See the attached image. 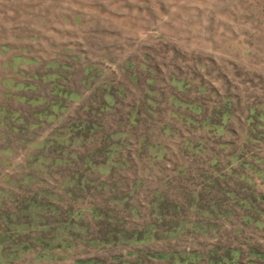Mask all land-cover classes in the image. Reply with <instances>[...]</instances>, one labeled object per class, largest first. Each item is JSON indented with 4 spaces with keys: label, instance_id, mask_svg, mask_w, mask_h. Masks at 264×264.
<instances>
[{
    "label": "rangeland",
    "instance_id": "1",
    "mask_svg": "<svg viewBox=\"0 0 264 264\" xmlns=\"http://www.w3.org/2000/svg\"><path fill=\"white\" fill-rule=\"evenodd\" d=\"M53 64L69 67L71 77L64 84L83 94L82 98L67 102L59 124L29 129L35 100L38 96L48 97L50 80L60 81L46 77L54 72ZM60 74L66 77L65 72ZM21 83H31L35 90L17 92ZM102 89L124 90L119 98L124 106L146 105L152 109L148 118L153 121L147 123L152 124L148 128L150 142L166 150L150 148V154H143L137 152L133 139L121 153L129 162L123 164L119 178L130 191L138 186L128 197L133 196L131 204L139 208L136 213L140 216L117 210L107 195L89 197L86 203L115 209L117 220L125 218L122 228L132 230L152 221L148 202L156 192V196L164 193L168 200L184 206L190 196L200 195V207L207 206L205 210L195 213L183 207L191 222L187 226L190 229L195 225L196 232L166 241L106 245L101 238L91 242L103 228L100 221L88 215L85 224L89 236L79 241L69 239L73 243L65 250L41 253L36 248L9 264H78L90 259L103 264H167L153 255L206 253L213 247L240 248L244 252L241 264H248L256 261L245 256L249 248L264 254V183L231 184L230 172L226 171L233 153L245 151L249 157H264V138L256 135L264 134V118L257 128V122L252 121L264 110V0H0V213L14 212L38 189L49 191L50 198L58 201L62 188L57 176L42 178L44 183L34 180L26 186L24 182L29 180L23 175L29 174L30 168H38L40 162L33 161L41 151V140L72 120L84 118L90 100L104 99ZM18 94L27 98L19 103L14 97ZM28 98L34 99L31 106ZM227 100L232 104L230 119L222 130L212 127L215 133L220 132L223 148H219V139L209 137V152L195 155L199 149L189 147L188 153H182L176 144L185 136L202 137L209 131L199 129L196 123L185 126L177 120L176 114H190L184 104L202 106L199 116L191 115L202 120ZM11 110H21L14 122L7 117ZM123 113L122 106L106 113V132H111L108 129L115 127ZM162 122L177 130L178 135L168 130V136L163 135L157 129ZM22 128L28 130L22 132ZM145 131L143 128L139 133ZM70 150L75 151L74 147ZM215 152L223 169L219 175L229 182L218 184L229 192L226 197L204 190L205 175H215V166L210 163ZM259 166L264 170V164ZM238 168L232 171L247 173ZM100 180L108 179L103 176ZM212 210L214 215L209 219ZM257 218L263 222L261 225L254 224ZM207 231L211 233L203 235ZM0 261H4L1 252ZM257 262L264 264V260Z\"/></svg>",
    "mask_w": 264,
    "mask_h": 264
},
{
    "label": "trees",
    "instance_id": "2",
    "mask_svg": "<svg viewBox=\"0 0 264 264\" xmlns=\"http://www.w3.org/2000/svg\"><path fill=\"white\" fill-rule=\"evenodd\" d=\"M53 66L54 72L47 74L46 77H54L60 81L50 80L48 82V97L38 96L35 100L34 106L36 105V109L31 113L32 120L29 124V129L43 124L48 125L52 122L59 124L63 113L67 110V102L73 101L74 97L82 98L83 94L72 91L64 84L65 79L71 77V74L68 73L69 67L62 64H53ZM62 72L66 73V77L60 74ZM33 78L36 80L37 75L34 74ZM25 89L35 90V85L21 83L17 85L16 91L25 93ZM102 91L104 99H98V102L90 100L89 106L85 108L84 118L74 119L68 125L56 129L42 140L38 139V141L41 140L42 147L40 148V153L34 157L33 163H40L37 169L30 168V173L26 176L23 175L24 179L29 180L24 183L26 186H30L34 180L44 183L42 178L57 176L60 179L59 186L62 188V195L56 201L50 198L49 191L38 189L37 193L32 197L26 198L25 201L19 203L14 212L8 214L5 212L0 213V244L3 245L2 247L0 246V252L4 258V261H0V264H9L36 248H40L41 253L65 250L73 243L72 241L69 242V239L79 241L90 235L89 227L85 224V219L88 215L95 221H100L103 228L102 231L99 230L96 233V237L91 242H99L101 238L100 241H104L106 245H118L129 242L142 244L149 243L152 240L166 241L175 239L186 232H196L195 225L191 226L190 229L187 226L191 222L184 215L183 207H187L192 212L196 211L195 213L200 212L199 209L201 210V208L205 210L204 207L207 206L200 207V203L203 202L200 195L190 196L186 200L187 205L184 206L178 201L168 200L164 193L156 196V193H158L156 192L148 202L149 210L153 212L150 214L152 221L141 229L132 230L122 228L121 225L125 218L117 220L118 212L115 209L108 210L97 205L90 206L86 203V199L89 197L101 198L103 195H107L111 197V201L117 210L134 217L140 216L137 214L139 208L137 209L136 206L131 204L133 196L128 197V195L134 194L138 186H134L133 190L130 191L127 185L122 184L119 178V172L124 170L123 164L129 162V158H126L121 153L124 148L131 145L130 141L133 139L136 141L133 146L137 152L140 151L143 154H150V148H161V144H152L150 142L152 137L148 134V128L152 125L147 124L148 121L152 120L148 118V115L153 112L152 109L146 105H143L142 108L122 105L120 103L122 99L119 100V98L125 92L124 90L119 92L118 89H102ZM14 97L20 101L19 103L27 98L19 94ZM31 101H34V99H27L30 106L32 105ZM119 106L124 107L123 116L118 119L115 127L108 129L111 132H106L108 127H106L103 119L106 117V113L116 111ZM184 106H186L190 114L185 116L184 114H176L178 116L177 120L185 126H194L196 123L199 129H209V131L206 130V135L202 137L187 135L185 136L186 138L182 139L181 143L178 142L176 144V147L180 148L182 153H188L186 150L189 147L199 149V152H194L195 155H199L209 152L208 142H211L209 137H214L219 139V148L222 149L224 143L220 141L223 138L219 134L220 132L218 131V134L217 132L215 133L212 127H218L220 130L225 128L227 121L231 117V102L227 100L221 107H215L211 114L205 119L202 118V120H196L191 116H199L203 111L202 106L192 102L184 104ZM180 107L182 108V105ZM20 113L21 110L9 111L7 116L9 117V122H14V117H20ZM95 117H99V119ZM263 118L264 110H261L257 115L255 114L252 121L258 123L255 124L256 128L262 123ZM159 124L160 128L157 129L163 135L168 136L167 133L169 132L170 134L174 132L172 134L178 135V131H173L174 128L170 125L163 124V122ZM12 128L14 130L19 129ZM143 128H146V131L139 133ZM27 130L22 128L20 131L25 132ZM251 132H254L253 128H251ZM256 135L264 138L262 133ZM252 139L257 141L254 137ZM95 142L97 143L95 146L89 147V144ZM213 144H217V142H213ZM72 147H74L75 151L70 150ZM161 149L166 150L163 147ZM238 153H233L226 164V171L230 172L229 179L231 180L229 182L233 184L237 181L247 184V186H255L257 181L264 183V170L259 166L260 163L264 164V157L258 155L249 157V153L246 154V157L245 151ZM245 158L255 162L246 161ZM210 163H212L211 166H215V175H205L204 182L206 187L204 190H208L210 193L217 191L226 197L229 192L218 185L221 181H227L226 176L219 175L221 174L220 171L223 170L219 165L221 163L219 154L216 152L212 154ZM233 168H241L247 173L233 172ZM103 176H106L109 181L113 178L115 180L109 184L108 180H100ZM20 183L22 185V182ZM124 189L125 192H123ZM170 211L173 213L169 214ZM207 211L210 210L207 209ZM208 214L207 218L210 219L214 215V211L212 210ZM262 223L260 218L254 221L255 225H261ZM249 224L246 223V225ZM207 233L211 232H203V235H207ZM97 237L98 240H96ZM245 256L256 259V261H250L248 264H258L257 261L264 260V254L254 248H249ZM153 257L165 261L167 264H241L244 252L240 248L221 249L213 247L206 253L174 251L155 254ZM77 263L103 264V262L95 259Z\"/></svg>",
    "mask_w": 264,
    "mask_h": 264
}]
</instances>
